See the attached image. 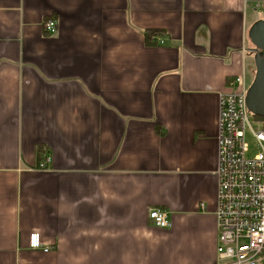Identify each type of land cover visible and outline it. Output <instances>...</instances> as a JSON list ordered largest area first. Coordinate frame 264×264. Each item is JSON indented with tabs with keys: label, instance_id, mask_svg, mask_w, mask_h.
<instances>
[{
	"label": "crops",
	"instance_id": "0c3cea01",
	"mask_svg": "<svg viewBox=\"0 0 264 264\" xmlns=\"http://www.w3.org/2000/svg\"><path fill=\"white\" fill-rule=\"evenodd\" d=\"M261 2L0 0V264H226L220 94Z\"/></svg>",
	"mask_w": 264,
	"mask_h": 264
},
{
	"label": "built area",
	"instance_id": "2783aa9c",
	"mask_svg": "<svg viewBox=\"0 0 264 264\" xmlns=\"http://www.w3.org/2000/svg\"><path fill=\"white\" fill-rule=\"evenodd\" d=\"M257 8L264 9V2ZM44 28L54 34L57 22L49 19ZM153 39L156 44L165 43L160 36ZM230 84L235 89L220 94L218 117V258L226 264H264V122L248 109L245 75L235 77ZM248 131L258 147L255 154L247 142ZM149 216L158 227L171 226L168 212L162 209L152 208ZM30 247L50 249L42 245L39 233L30 235Z\"/></svg>",
	"mask_w": 264,
	"mask_h": 264
},
{
	"label": "water",
	"instance_id": "95a60500",
	"mask_svg": "<svg viewBox=\"0 0 264 264\" xmlns=\"http://www.w3.org/2000/svg\"><path fill=\"white\" fill-rule=\"evenodd\" d=\"M253 44L255 76L247 91V106L253 115L264 118V20L256 21L249 29Z\"/></svg>",
	"mask_w": 264,
	"mask_h": 264
},
{
	"label": "rangeland",
	"instance_id": "374dc122",
	"mask_svg": "<svg viewBox=\"0 0 264 264\" xmlns=\"http://www.w3.org/2000/svg\"><path fill=\"white\" fill-rule=\"evenodd\" d=\"M249 42L251 43L250 39H249ZM247 65H248V69H250V73H251V70L253 68H255V58H254L253 54L248 55ZM254 73L253 74L251 73V75H250V79L248 81V87H250V84L252 82L251 80L254 77ZM247 142L250 145V149H251L252 153L253 154L257 153L258 152V147H257L256 141L253 138V136L251 135L250 131L247 132Z\"/></svg>",
	"mask_w": 264,
	"mask_h": 264
},
{
	"label": "trees",
	"instance_id": "16d2710c",
	"mask_svg": "<svg viewBox=\"0 0 264 264\" xmlns=\"http://www.w3.org/2000/svg\"><path fill=\"white\" fill-rule=\"evenodd\" d=\"M157 34H159V31L158 30H153V29H150V30H147V31H145V39H146V42L147 43H155V41H154V39H153V37L155 36V35H157ZM255 116V118L257 119V120H260V121H262V122H264V118L263 117H261V116H257V115H254ZM41 149V148H40ZM39 149V150H40ZM39 152V151H38Z\"/></svg>",
	"mask_w": 264,
	"mask_h": 264
},
{
	"label": "flooded vegetation",
	"instance_id": "af4514ba",
	"mask_svg": "<svg viewBox=\"0 0 264 264\" xmlns=\"http://www.w3.org/2000/svg\"><path fill=\"white\" fill-rule=\"evenodd\" d=\"M253 48H254V46H253Z\"/></svg>",
	"mask_w": 264,
	"mask_h": 264
}]
</instances>
